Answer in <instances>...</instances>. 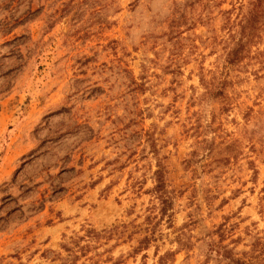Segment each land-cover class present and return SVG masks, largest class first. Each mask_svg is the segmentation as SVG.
Here are the masks:
<instances>
[{
	"label": "rangeland",
	"instance_id": "374dc122",
	"mask_svg": "<svg viewBox=\"0 0 264 264\" xmlns=\"http://www.w3.org/2000/svg\"><path fill=\"white\" fill-rule=\"evenodd\" d=\"M249 3L0 0V264L83 227L114 229L69 264H264V17L225 61Z\"/></svg>",
	"mask_w": 264,
	"mask_h": 264
},
{
	"label": "trees",
	"instance_id": "16d2710c",
	"mask_svg": "<svg viewBox=\"0 0 264 264\" xmlns=\"http://www.w3.org/2000/svg\"><path fill=\"white\" fill-rule=\"evenodd\" d=\"M264 17V0H250L247 10L241 14L237 25L239 27L237 34H233L231 39L232 43L228 46L226 52V62L234 63L237 62L242 56L248 52V45L252 41L255 31L260 24L261 18ZM170 23H176L175 19L172 18ZM175 24H171L170 33H174L173 30ZM224 83L222 82L219 86L207 87V91L215 93L217 95L222 94ZM154 186L152 187V192L155 194V198L158 201L159 213L161 216H166L170 220L171 214L170 209L173 204V197L171 191L168 189V184L166 180V166L162 160L157 157V167L154 170ZM114 228L108 230L98 231L93 227H83V235L75 234L70 236L65 243L62 244V247L65 251H68L67 255L62 259V264H69L70 262L75 261L79 258L80 255H85L86 252L90 249V241L97 239L99 236L112 232ZM87 239V242L82 243L81 240ZM149 236H143L139 243L140 247H146L149 243ZM217 246V245H216ZM217 251L221 256L228 257L229 264H245V260L235 257L230 248H227L226 245L219 244ZM172 252L166 251L163 255H160L157 261V264H169L168 257L172 255ZM92 259V258H91ZM111 259V257L109 258ZM86 264V263H85Z\"/></svg>",
	"mask_w": 264,
	"mask_h": 264
}]
</instances>
